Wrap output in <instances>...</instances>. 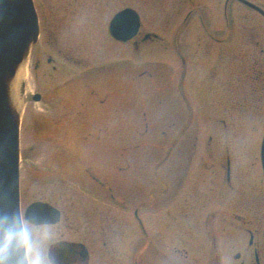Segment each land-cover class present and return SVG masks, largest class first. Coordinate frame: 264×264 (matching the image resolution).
Returning <instances> with one entry per match:
<instances>
[{
	"label": "flooded vegetation",
	"instance_id": "af4514ba",
	"mask_svg": "<svg viewBox=\"0 0 264 264\" xmlns=\"http://www.w3.org/2000/svg\"><path fill=\"white\" fill-rule=\"evenodd\" d=\"M172 2H178L181 9L174 16L168 11L163 14L164 21L168 19L164 29L176 26L171 40L142 27L133 39L117 44L139 51L151 42L142 55L138 52L143 57L155 56L165 44L168 58L177 57L178 69L167 75H180L178 87L189 112L187 124L221 125L207 139L198 134V148L190 154H173L174 149L148 155L141 163L139 156L121 153L109 169L102 148L108 133L107 92L103 91L107 63L95 66L100 74L97 85L87 75L58 79V60L50 58L56 73L52 78L55 102L52 116L41 114L40 130L53 136L56 147L41 150L38 163L47 166L46 170L42 167L46 172L55 167L49 172L56 177L52 181L72 193L78 190V198L71 203H77L78 217L84 209L83 217L77 224L78 237L68 241L85 248L78 247L73 264H264L260 157L264 131L256 149L247 131L241 133L235 127L252 125L248 130L254 132L264 119V0ZM117 56L116 61L124 57ZM38 66L43 67L41 60ZM36 93L38 104L45 106L46 92L37 89ZM193 102L200 108L216 109L217 116H194ZM45 123L53 129L44 128ZM91 139L99 141V148L91 147ZM75 140L88 145L79 152L71 147ZM31 151H21V166L35 163ZM23 181L21 176V188ZM59 260L55 252L52 264Z\"/></svg>",
	"mask_w": 264,
	"mask_h": 264
},
{
	"label": "rangeland",
	"instance_id": "374dc122",
	"mask_svg": "<svg viewBox=\"0 0 264 264\" xmlns=\"http://www.w3.org/2000/svg\"><path fill=\"white\" fill-rule=\"evenodd\" d=\"M34 2L40 18L41 36L31 54L22 64L24 77L21 82L25 84V95L21 111L24 115L21 151L25 150L27 154L29 150H32L30 154L35 163L30 167L27 164L21 166V176L24 179L21 188L22 208L24 210L36 200H49L62 211L63 218L56 226H32L24 222L30 264H49L47 252L51 244L59 240H71L78 237L77 224L82 222L84 209L79 210L82 215L78 217V205L76 202L71 203L73 198H78L75 196L78 190L71 189V191L74 190L72 193L70 188L52 181L56 177L49 172L54 171L55 167L52 166V170L46 172L44 169L46 170L47 166H41L38 163L41 150H51L56 147L53 136L40 130L43 121L41 114L44 116L48 113L52 116L53 113L51 108L54 106L55 99L52 89L55 81L52 78L54 79L56 73L54 74L52 65L47 62H44L43 67L36 72L35 65L39 54L44 56L43 60L50 55L58 60L56 64L60 66L58 72L60 78L58 76L57 78L62 81L67 80L69 75L77 77L87 75L92 83L96 82L99 85L100 74L95 66L107 63L104 66L103 91L107 92L109 132L103 139L102 148L110 157L109 161L113 158L111 156L120 153L121 149L123 153L133 157L143 153L142 160L144 161L148 155L153 154L152 152L156 154L162 148L166 150L173 141L168 138V135L161 136L160 130L168 131L170 135H173L172 128L176 132L177 127L184 123V116L188 117L189 112L185 108L177 86L180 80L179 73L170 77L167 75L178 69L179 64L176 56H173L174 59L168 58L169 51L165 44L160 45L157 56L143 57L139 54L142 55L148 44L152 46L151 42L139 52L131 45L120 46L115 43L108 32V25L113 16L126 7H132L140 13L143 28L153 30L165 38L170 36L171 40L176 26L164 29L168 24V19L164 21L163 14L168 11L174 16L176 11L181 9L178 2L175 3L172 0H34ZM119 54H122V57L124 55L123 59L114 61L119 60L117 56ZM150 70H156V72L153 73ZM138 71L141 72L139 75H137ZM145 72H150L152 78L149 76L150 73L144 74ZM80 79L79 77L77 80ZM165 81L166 84L170 82L167 84L169 87L164 84ZM186 87L188 88L187 95L191 98L189 87ZM37 89L46 92L45 106L34 103L31 99ZM192 100L195 101V99ZM28 109L33 111L30 116L27 112L25 121L26 125L28 123L27 129L24 120ZM191 111L194 116L197 113L204 117L217 116L216 109L200 108L195 102L192 103ZM249 115L252 116L251 113ZM165 116L168 117L162 121L157 120ZM30 117L33 123L27 121ZM172 119L177 125L172 124ZM45 125L47 127L44 128L47 130L53 129L51 123H45ZM216 126L203 123L192 126V129L198 128L207 139L213 134ZM250 126L252 125L235 124L238 129L247 131L252 147L255 146L257 149L264 131V119L257 124V131L248 130ZM163 127L166 128L163 129ZM63 141L65 145L67 141ZM75 142L77 148L78 141L75 140ZM195 142L194 140L184 141L174 153L178 154V151L184 148L194 149ZM89 144L92 148H99V141L91 139ZM150 151L152 152L148 153ZM187 152V150L182 151L185 154ZM28 162L30 163L31 160L29 159ZM111 165L112 163H108L109 167ZM135 171L136 173L142 172L141 169H135ZM129 174L132 175V169Z\"/></svg>",
	"mask_w": 264,
	"mask_h": 264
},
{
	"label": "water",
	"instance_id": "95a60500",
	"mask_svg": "<svg viewBox=\"0 0 264 264\" xmlns=\"http://www.w3.org/2000/svg\"><path fill=\"white\" fill-rule=\"evenodd\" d=\"M140 25L139 14L127 8L114 16L109 29L113 37L127 40ZM38 36L39 20L33 0H0V264H28L19 205L17 105L21 104L23 91L13 94L12 83ZM25 218L34 225L55 224L60 220V211L48 203L35 202L27 208ZM76 246L62 243L58 252L63 263L72 262Z\"/></svg>",
	"mask_w": 264,
	"mask_h": 264
},
{
	"label": "bare ground",
	"instance_id": "6f19581e",
	"mask_svg": "<svg viewBox=\"0 0 264 264\" xmlns=\"http://www.w3.org/2000/svg\"><path fill=\"white\" fill-rule=\"evenodd\" d=\"M18 77H24V68L23 67L21 69H19V71H18ZM12 93L14 94V89H12ZM17 106H18V109H19L20 106L19 105H17Z\"/></svg>",
	"mask_w": 264,
	"mask_h": 264
}]
</instances>
